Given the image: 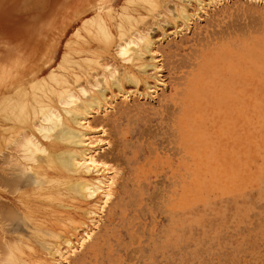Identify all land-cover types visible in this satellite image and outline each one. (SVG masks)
Segmentation results:
<instances>
[{
  "label": "rangeland",
  "instance_id": "rangeland-1",
  "mask_svg": "<svg viewBox=\"0 0 264 264\" xmlns=\"http://www.w3.org/2000/svg\"><path fill=\"white\" fill-rule=\"evenodd\" d=\"M123 1L0 0L1 98L52 76L78 30L66 86L101 103L83 122L100 172L76 176L108 182L96 198L36 187L29 141L54 139L0 120V264H264V0H133L131 36L80 29L116 27ZM129 39L143 51L120 56Z\"/></svg>",
  "mask_w": 264,
  "mask_h": 264
},
{
  "label": "bare ground",
  "instance_id": "bare-ground-1",
  "mask_svg": "<svg viewBox=\"0 0 264 264\" xmlns=\"http://www.w3.org/2000/svg\"><path fill=\"white\" fill-rule=\"evenodd\" d=\"M141 1L150 3V0ZM133 3V0H124L122 5H120L121 12L117 13L119 17L116 14L119 18L116 27L113 26V21L108 15L103 18L89 15L80 21V29H84L87 34L104 39L106 42H108L112 38L113 33L117 31V39L123 40L127 36H131L132 28L130 29V27L133 26V22L135 21V17L131 14V10H133L131 4ZM199 4H201V1ZM133 12L134 11H132V13ZM181 16L184 20L183 25L186 26L190 20V16L184 12H182ZM78 34V30L71 34L66 43L65 50L61 53L60 58L56 63L55 69H52L51 73H54L52 76L48 74L42 76L31 84L19 88L14 94L2 98L0 97V120L10 125L12 122L20 124L33 123L35 122L34 120L38 118V125L33 124L35 131L46 141H49L51 138L54 139L55 143L51 142L50 144L51 146L54 144V146L50 149L47 148L46 144L38 143L35 139L29 141L30 144L35 145V150H40L43 153V155L34 158L32 156L34 151H31L28 156L31 160H35L37 164V168L35 169L36 187L42 185H48L55 188L59 187L65 191L66 194L74 196L80 195L84 198L86 196L96 198L98 193L104 191L103 189L108 182L103 181L101 178H96L93 181H86L83 180L84 178L82 179L80 176L77 177L76 175L89 174L92 172L99 174L100 172V169L96 168L94 165V150H92L91 147H88L85 143V138L88 137H86V131L83 130V122L92 111L99 108L101 101L99 99L85 97L81 103H75L69 88L66 86L72 84L81 77V71L77 73L76 70V67H80V63L72 56V54L77 51L75 50V45L78 44V41H76ZM130 44H132L130 39L124 44H119L120 49L118 50V54L120 56H126L131 51ZM150 48L151 43H147V45L143 47L147 52L151 50ZM141 51L143 50L136 47V49L131 52L138 54ZM130 56L132 59L135 54H131ZM85 60L87 61V59ZM94 61H88L90 64H88V66H93V63H95ZM55 74L59 77V80L57 81L56 77H53ZM21 99L28 103L29 109L26 115L23 113V110L19 105ZM55 103H60L62 106L58 107ZM63 116L67 119L66 121H64ZM1 126L5 128L4 125ZM7 134L5 131L3 132V135H5L4 137H6ZM89 143L90 142H87V144ZM90 144L93 145V142ZM62 145L64 146L62 147ZM66 145L75 146L76 148L69 149ZM48 170L52 171L55 176H50ZM58 171L64 173V176H56V173H59ZM65 174H67V176ZM68 178L71 179L68 181ZM108 185L109 184H107V186ZM106 195H108L107 192ZM9 257L10 256H8V258ZM12 257L8 260L11 261L9 263L14 264L16 262L12 260ZM2 262L3 261H0V263ZM5 264H7V262H5Z\"/></svg>",
  "mask_w": 264,
  "mask_h": 264
}]
</instances>
